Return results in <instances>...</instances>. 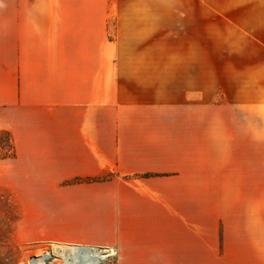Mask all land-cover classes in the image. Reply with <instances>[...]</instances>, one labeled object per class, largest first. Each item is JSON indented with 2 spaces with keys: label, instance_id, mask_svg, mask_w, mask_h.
Here are the masks:
<instances>
[{
  "label": "crops",
  "instance_id": "1",
  "mask_svg": "<svg viewBox=\"0 0 264 264\" xmlns=\"http://www.w3.org/2000/svg\"><path fill=\"white\" fill-rule=\"evenodd\" d=\"M141 2L0 0L16 237L114 264H264V0L172 19L166 105L125 53L147 35Z\"/></svg>",
  "mask_w": 264,
  "mask_h": 264
},
{
  "label": "rangeland",
  "instance_id": "2",
  "mask_svg": "<svg viewBox=\"0 0 264 264\" xmlns=\"http://www.w3.org/2000/svg\"><path fill=\"white\" fill-rule=\"evenodd\" d=\"M133 0H115V7L126 6ZM196 0H142L146 13V32L147 35L142 36L141 44L132 43L133 46L140 48L125 51L127 57L131 61V71L146 73L148 75H157L162 79V99L164 105L170 100V80L171 75L176 72L174 70L172 42L173 18L181 20L177 15L190 16L193 20V11ZM156 20V22H155ZM111 21L108 25V38L114 39L115 28ZM144 32V31H143ZM131 32V39L138 40L139 34ZM128 36V35H127ZM138 37V38H137ZM133 42V41H132ZM117 53V52H116ZM121 52H119L120 54ZM117 56V55H116ZM136 60V61H134ZM157 77V78H158ZM3 93L0 95V127L5 124L3 119L4 105ZM169 105V104H168ZM166 108V107H165ZM169 119V115H165ZM168 122L169 120H164ZM9 162L0 161V264H33V259L43 257L46 254L51 256L45 263L39 264H84V258L80 254L73 255L70 246L48 243L43 241H20L16 237V228L20 219V206L17 195H12L9 189L10 174L8 171ZM21 196V195H19ZM74 248L73 246H71ZM64 248L66 256H59L57 252ZM93 248V247H92ZM100 251L101 249L93 248ZM58 250V251H57ZM110 250V249H109ZM114 256L106 258L100 264H114L116 250ZM88 263V258H87Z\"/></svg>",
  "mask_w": 264,
  "mask_h": 264
},
{
  "label": "bare ground",
  "instance_id": "3",
  "mask_svg": "<svg viewBox=\"0 0 264 264\" xmlns=\"http://www.w3.org/2000/svg\"><path fill=\"white\" fill-rule=\"evenodd\" d=\"M70 251L72 252L73 255L75 254L82 255L84 258V261H83L84 264H100L101 262L105 261L106 258L108 257L105 251L103 250L98 251V250H94L91 248H72L70 247ZM57 254L61 257L67 255L66 253H64V248L59 249V252H57ZM49 256L51 255L46 254L43 257L35 258L33 262H35V264L45 263L47 260L50 259ZM87 258H88V263H87Z\"/></svg>",
  "mask_w": 264,
  "mask_h": 264
},
{
  "label": "trees",
  "instance_id": "4",
  "mask_svg": "<svg viewBox=\"0 0 264 264\" xmlns=\"http://www.w3.org/2000/svg\"><path fill=\"white\" fill-rule=\"evenodd\" d=\"M14 155V143L10 133L0 129V161L12 159Z\"/></svg>",
  "mask_w": 264,
  "mask_h": 264
},
{
  "label": "built area",
  "instance_id": "5",
  "mask_svg": "<svg viewBox=\"0 0 264 264\" xmlns=\"http://www.w3.org/2000/svg\"><path fill=\"white\" fill-rule=\"evenodd\" d=\"M74 248H91L93 249L92 247H84V246H73ZM95 250V249H94ZM103 250V249H102ZM101 251V250H100ZM103 251H105L107 253V256L110 257V256H114L115 255V252L113 250H109V249H104ZM107 257V258H108Z\"/></svg>",
  "mask_w": 264,
  "mask_h": 264
},
{
  "label": "water",
  "instance_id": "6",
  "mask_svg": "<svg viewBox=\"0 0 264 264\" xmlns=\"http://www.w3.org/2000/svg\"><path fill=\"white\" fill-rule=\"evenodd\" d=\"M35 259H33V261H34ZM47 263V262H46ZM33 264H35V262H33Z\"/></svg>",
  "mask_w": 264,
  "mask_h": 264
}]
</instances>
